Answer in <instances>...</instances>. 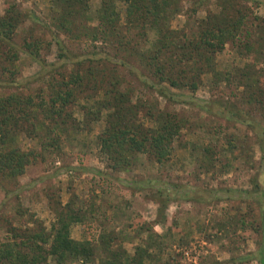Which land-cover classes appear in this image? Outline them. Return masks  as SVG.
Wrapping results in <instances>:
<instances>
[{
  "label": "rangeland",
  "instance_id": "rangeland-1",
  "mask_svg": "<svg viewBox=\"0 0 264 264\" xmlns=\"http://www.w3.org/2000/svg\"><path fill=\"white\" fill-rule=\"evenodd\" d=\"M11 1L26 14L14 41L21 44L31 33L40 41L41 57L47 62H58L57 35L68 54L78 59L94 56L102 48L84 36L56 30L49 0H0V15ZM98 5L99 0L89 2V23L93 26L97 24ZM193 6V0H182L171 28L181 29L194 18L205 16L207 9H216L215 1L203 4L195 13ZM248 6L249 20L242 31L216 56L218 75L213 79L212 73H203L193 92L170 88L176 96L168 99L143 83L146 69L140 63L131 59L128 66L109 64L123 79L121 90L131 94L132 102L158 105L187 119L163 164L139 153L132 164L111 167L99 145L107 114L106 109L98 108L103 92L92 86L77 89L56 122L47 120L53 128L50 133L19 134L16 145L35 157L16 180L4 182L5 190L0 188V242L10 224L34 231L41 225L50 231L69 201L72 208L86 210L96 220L87 229L78 222L70 225V235L77 240H97L104 231L98 225L111 226L103 220L107 214L115 216V221L111 219L114 233L123 238L122 244L130 253L146 237L145 233L141 239L137 237L140 224L162 236L161 248L166 249L159 252L160 262L155 264H264V160L258 141L259 135L264 136V110L243 100V89L234 79L238 68L252 65L253 76L264 80V6ZM117 7L124 23V5L118 2ZM29 15L38 21L29 20ZM105 50L117 54L115 43ZM19 56L13 76L16 84L7 82L0 87L1 94L19 92L36 100L48 99L49 76H67L77 67L67 62L53 73L45 71L34 78L40 70L38 62L22 52ZM226 72H232L228 80ZM205 103L207 109L201 106ZM238 115L241 121L236 119ZM157 189L171 196L160 218L153 200ZM45 264L56 263L48 257Z\"/></svg>",
  "mask_w": 264,
  "mask_h": 264
},
{
  "label": "trees",
  "instance_id": "trees-1",
  "mask_svg": "<svg viewBox=\"0 0 264 264\" xmlns=\"http://www.w3.org/2000/svg\"><path fill=\"white\" fill-rule=\"evenodd\" d=\"M49 1L51 23L56 30L66 35L84 36L93 43H99L102 48L96 50L94 56L90 54L78 59L68 54L57 35L54 40L59 49L58 62H47L41 57L40 41L31 33L25 35L21 44L14 41L26 14L18 8L17 2H8L0 15V87L8 85L7 82H16L14 67L20 52L40 65L34 78L44 75L45 71L53 73L67 62L77 67L67 76L63 73L59 78L49 76L48 99L40 97L36 100L19 92L0 93V188L3 190L4 182L16 180L35 157L31 151L16 145L19 134L31 136L43 130L50 133L53 128L47 120L56 122V117H61L63 109L74 99L75 91L85 86L103 92L98 108L106 109L107 114L105 128L99 135V145L111 167L124 168L132 164L139 153H147L155 163L163 164L170 155L174 138L180 134L182 127H186L187 119L176 111L160 109L158 105L141 100L132 102L131 94L121 90L123 79L109 64L128 66L131 59L140 63L139 66L146 69L143 83L165 98L174 99L176 96L170 88H186L193 92L203 73H212L213 79L218 73L216 56L228 41L236 40L249 20L248 4L264 6V0H193L194 13L209 1H215L216 9H207L205 16L194 18L181 29H173L171 21L181 11L182 0H99L95 26L89 23L90 0ZM118 2L124 5V23L121 22ZM27 18L38 21L35 16ZM126 33L134 34L130 36ZM114 43L117 54L110 55L105 49ZM253 69L252 65L238 68L234 79L235 82L237 80L236 86L243 89V100L256 109L260 107L264 110V80L254 77ZM229 74L232 72L226 74L227 80ZM207 104L201 105L202 108L207 109ZM41 113H44L43 119L39 116ZM236 119L241 121L239 115ZM258 141L264 160V136L259 135ZM206 151L209 152V148ZM153 200L158 205L160 218L171 196L157 189ZM64 207L66 209L58 213L50 231L41 225L34 231L20 230L10 224L5 230V239L0 242V264H45L48 257L56 264L72 261H97V264L160 262L159 252L166 248H161L162 236L155 233L152 227L140 224L137 237L141 239L142 233L146 237L130 253L122 244L123 238L114 233V215L103 216V220L111 226L98 225L104 231H100L97 240H77L70 235V225L78 222L87 229L96 220L88 211L72 208L69 201ZM262 245L264 248V237ZM154 249L156 253H152Z\"/></svg>",
  "mask_w": 264,
  "mask_h": 264
}]
</instances>
